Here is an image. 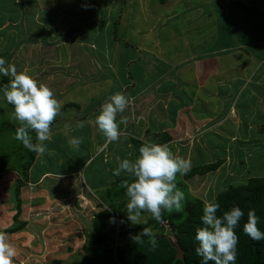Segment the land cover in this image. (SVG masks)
<instances>
[{"label":"rangeland","instance_id":"374dc122","mask_svg":"<svg viewBox=\"0 0 264 264\" xmlns=\"http://www.w3.org/2000/svg\"><path fill=\"white\" fill-rule=\"evenodd\" d=\"M218 1L221 7L241 5L239 0ZM251 1L255 7V0ZM167 2L0 0V57L5 66L12 64L17 72H27L46 84L61 106L50 139L44 141L46 151L37 155L32 168L36 175L20 190L19 216L16 181L23 180L21 168L27 162L28 149L14 139L16 132L6 130L0 135V232L6 233L7 242L16 249L13 264H71L80 260L96 232L98 217L113 206L120 211L100 227L101 234L107 235L100 244L102 249L133 243L143 236L144 228L151 229L156 239L164 235V227L151 223V214L140 213L138 224L127 219L126 195L115 193L109 198L119 180L129 175H113L117 158L135 160L139 154L131 139L149 144L169 134L172 140L165 145L175 157L190 162V172L219 162L218 169L205 176L187 180L186 175H177L176 186L185 193L183 213L187 201H212L230 186L264 177V59L259 48L254 46L258 51L250 58L249 51L240 47L217 53L214 60L197 57L191 61L192 73L188 74L194 82L189 81L183 75L189 69L182 56L197 36L204 40L207 33L211 36L212 31L205 28L210 17H204L207 11L201 14L199 10L193 17L187 10L178 12L188 0H171L164 13L161 9ZM128 7H141L137 18L142 14L148 20L122 27L126 30L123 35L119 27L128 20ZM169 15H175L172 22L185 18L188 29L197 36H186L187 41L179 42L178 35H165ZM197 23L203 27H196ZM106 33H110L109 39ZM116 35L129 49L144 54L138 63L129 62H135L132 68L127 63L123 70L114 71L118 63L112 61L109 50ZM260 36L257 31L251 38L259 40ZM243 40L238 38L237 42ZM179 43L181 48L170 53L168 46L178 47ZM101 48H107L104 54H100ZM102 54L105 59H101ZM177 61L184 63L171 65ZM163 65L170 69L165 77L161 74ZM155 66L160 78L151 74ZM9 79L0 76V89ZM155 79L154 84L162 83L163 87L151 88ZM115 93L124 94L129 103L117 116L118 121L121 116L126 118V123L120 124L118 141L108 143L93 121L101 105ZM12 111L0 93V124L21 125L11 118ZM76 137L81 139L78 146L71 143ZM50 172L54 176L40 178ZM19 224L26 226L16 233L7 232Z\"/></svg>","mask_w":264,"mask_h":264},{"label":"clouds","instance_id":"9594fccd","mask_svg":"<svg viewBox=\"0 0 264 264\" xmlns=\"http://www.w3.org/2000/svg\"><path fill=\"white\" fill-rule=\"evenodd\" d=\"M0 57V76L10 77L8 84L0 89L2 98L12 106L11 118L18 121L19 127L14 139L19 140L25 148L38 155L46 151L44 141L50 139L51 125L60 112V102L53 91L27 72H17L12 64H7ZM129 103L122 93H115L106 100L96 115L93 123L95 129L103 134L106 142L118 141L120 124L126 123V118L118 114L124 113ZM28 130L36 133L37 143H32ZM71 143L79 145L81 139L73 138ZM135 160H119L118 167L113 170L114 176L125 172L134 177L131 184L126 185L125 195L128 197L127 219L138 224L141 212H148L157 222L162 220V212L169 214L183 212L185 193L176 186L177 175H186L190 171V162L175 157L165 144H143L139 148ZM219 202L206 201L201 216L203 227L195 231V253L201 257L202 264H236L238 235L235 231L244 216L239 206H233L217 216ZM255 211L249 210L248 220L243 225V233L254 241L264 240V231L258 227ZM142 234L152 238L149 228H144ZM16 249L7 242L6 233L0 232V264H13Z\"/></svg>","mask_w":264,"mask_h":264},{"label":"trees","instance_id":"16d2710c","mask_svg":"<svg viewBox=\"0 0 264 264\" xmlns=\"http://www.w3.org/2000/svg\"><path fill=\"white\" fill-rule=\"evenodd\" d=\"M162 3L167 0H159ZM116 34V32H115ZM115 39L118 40L117 35ZM67 108H76V105H68ZM53 125V123H52ZM51 125V127H52ZM22 125L3 122L0 124V135L10 130L16 132ZM264 129V127H263ZM32 138V143H36V133L33 130H28ZM172 140L169 134H165L161 141L155 144H165ZM136 152H139L141 145L146 144L140 139H131ZM37 153L28 150L27 162L21 168L22 179L16 181V196L18 200V216L21 214V199L20 190L29 182V173L35 164ZM139 155V154H138ZM220 166L219 162L207 164L194 168L186 174L188 180L192 176H205L207 173L215 171ZM134 177L128 175L126 178L119 180V187L114 188L109 194V198H114V194L124 196L126 193V185L131 184ZM119 188V189H118ZM219 202L220 209L217 216H221L224 211L229 210L233 206H239L244 216L237 225L235 231L238 235L237 244V259L236 264H264V240L254 241L243 233V225L248 220L249 210L255 211L258 218L257 227L264 231V177L251 178L245 184L230 186L224 192L220 193L215 199ZM205 202L203 200H191L185 204V211L173 212L168 214L162 212V220L157 222L151 219V223L156 226L164 227V235L156 239V243H152V238L147 236L138 237L133 243L123 246L101 248L107 235L101 234L100 227L106 220H110L119 214L120 207L113 206V210H106L96 223V232L92 234V238L85 247V254L78 261H73L71 264H202L201 257L195 253L196 241L195 231L198 227H203L201 216ZM150 214L148 212H141ZM25 224H19L7 230L8 233H16L25 228ZM105 225H103L104 229ZM142 229V227H138ZM213 264V262H209Z\"/></svg>","mask_w":264,"mask_h":264},{"label":"crops","instance_id":"0c3cea01","mask_svg":"<svg viewBox=\"0 0 264 264\" xmlns=\"http://www.w3.org/2000/svg\"><path fill=\"white\" fill-rule=\"evenodd\" d=\"M167 1H166L167 3L164 4L163 8L161 9V11L164 13H165V11H163V9H167V5L168 6L170 5L171 0H167ZM107 2H114V0H107ZM123 2H124V0H123ZM205 2L208 4V6L204 5ZM205 2L202 3V0H188V2H186L184 4L185 7L180 6L177 8L178 12H181L183 10H187V14H190L191 17H193V14H195V12H199V10H200L201 14L203 11L208 12L209 15L208 14L204 15V17L205 18L207 16L210 17V20H209L210 23H206L205 28L209 27L210 31H212V34H211V36H209V33H207V35H205V36H207V38H205V40L203 39L202 36H197L195 31L192 32V30L188 29L189 25L187 24V22H185V18L183 20H181V22L178 19H176L175 21L172 22V20L175 18V15L172 17L170 15H169V17H166L165 22L166 23L168 22L169 24H167L168 29L166 30L167 34L165 33V35H169V34H172V35L175 34L176 36L178 35L179 36L178 40H181L179 42H182L183 39H186L187 38L186 36L192 37V38L197 36V38H195L193 41L194 45L192 47L189 46V48H186V50L184 51L185 53L182 56L185 64L187 63L188 69L193 68L191 61H193L197 57L199 58L200 56H202L204 59L214 60L218 57L217 53L226 52V51L233 50V49H236L239 47L245 48L247 50V52L249 51L248 52V58H250L249 55L252 53L254 54L253 57H255V54L259 50V52L262 54L260 56H262V59H264V53H263L264 52V0H255L254 1L255 7L251 5V3H252L251 0L250 1L249 0H239L241 5L231 4L230 6L226 5L224 7H221L219 5L218 0H206ZM222 5H223V3H222ZM174 6H175V4H174ZM235 9H237V10H235ZM174 10H176L175 7H174ZM139 12L140 13L142 12L141 7H136L135 9H133L132 7H128L127 13L125 14V18L128 17V20H127V22L121 23L119 30L123 29L122 27L131 28V23L133 24V21L137 22L139 20V22L141 23V22H143V20H145V21L148 20L147 16L143 17L144 15L142 16V14H141L140 19L137 18ZM178 12H177V14H178ZM168 13H169V11H168ZM201 14L199 15L198 18H201ZM129 20H130V22H129ZM199 24L200 23H197V25H195V26L197 27ZM199 26H202V24ZM183 28L185 29V31H182ZM257 31H259L261 33V36L259 37L260 39L259 40L252 39L251 38L252 34L254 32H257ZM125 32H126V30H124V33H122V34L124 35ZM109 34L110 33H108V34L106 33L104 36H108L107 38L109 39ZM169 37H171V36L169 35ZM209 37H210V39H209ZM112 38L115 39V37H112ZM230 38H231V40H230ZM238 38L244 39L242 41V43L237 42ZM173 39L174 38L172 37V41L168 42V43L169 44L171 43V45H172ZM186 41H187V39H186ZM108 42H110V41H108ZM113 42H114V44H113V46L110 47L109 55H110V57H112V61L116 60L118 63L117 65H115L116 68L114 69V71L120 70V69L123 70L127 63H128L127 67L132 68L133 66H135L134 65L135 62L138 63V61L143 59V56H142L143 53H141L140 50L135 51V50L129 49L128 46L125 45L126 44L125 41L123 42V40L115 39ZM118 42L120 43L119 46H118ZM121 42H123V44ZM105 43H107L106 40H105ZM171 45L168 46L170 48L169 49L170 53H173V52L179 50L178 48H181V43H179L178 47H171ZM233 45H235V46H233ZM237 45H238V47H237ZM120 46H122V47H120ZM254 46H256L259 49L257 51L253 50ZM79 48H81V46H79ZM103 50L106 51L107 48H101L99 50L100 54L105 53V51H103ZM103 54L100 56L101 59L104 58ZM204 56H210V57L205 58ZM133 60H136V61L133 62L132 64L129 63L130 61H133ZM183 61H177L175 63H171V65L172 64L180 65V64L184 63ZM260 64H262V66H263V63H260ZM171 65H169V66H171ZM161 67H162L161 74L164 75L163 77L170 74V73H168V70L170 71V69H168L165 65H163ZM259 70L260 69H257L256 72H259ZM151 72H152L151 74L154 76L153 78H155V73L157 74L156 66L154 67L153 71L151 70ZM189 72L192 73V70H190V69L186 70V73H183V75L189 77L190 78L189 81H193V79L188 75ZM156 77L160 78V76H158V74ZM154 83H156V79L151 84L152 85L151 88L160 87V85L162 84L161 83V84L156 85ZM240 84H243V83H240ZM235 85H237V84H234V87H235ZM161 87H163V84L161 85ZM140 91H144V90L142 89ZM231 106H232V104L229 106L230 107L229 110L231 109ZM229 114L230 113H228V115ZM135 153H137L136 150H135ZM32 168H31L30 173H29V182L30 183L32 180L31 178H33V176L36 175V174H33L34 172H33ZM51 175L54 176L51 172L47 173V174L45 173L40 178L45 179L46 177H49V176L51 177Z\"/></svg>","mask_w":264,"mask_h":264}]
</instances>
